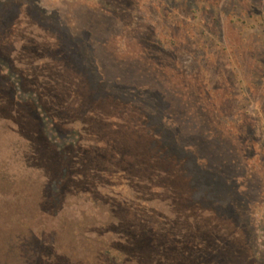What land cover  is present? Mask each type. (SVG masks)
<instances>
[{
    "label": "rangeland",
    "instance_id": "1",
    "mask_svg": "<svg viewBox=\"0 0 264 264\" xmlns=\"http://www.w3.org/2000/svg\"><path fill=\"white\" fill-rule=\"evenodd\" d=\"M0 264H264V0H0Z\"/></svg>",
    "mask_w": 264,
    "mask_h": 264
}]
</instances>
